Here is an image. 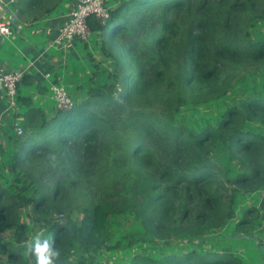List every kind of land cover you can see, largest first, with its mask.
<instances>
[{
    "label": "trees",
    "instance_id": "16d2710c",
    "mask_svg": "<svg viewBox=\"0 0 264 264\" xmlns=\"http://www.w3.org/2000/svg\"><path fill=\"white\" fill-rule=\"evenodd\" d=\"M60 1L24 0L20 13L32 7L40 16ZM105 5L107 21L90 17L91 37L80 39L84 62L69 87L72 108L58 107L53 97L35 104L21 90L24 76L18 84L15 112L24 115L18 120L25 132L17 135L14 119L7 148L0 143V164L17 188L0 182V232L14 228L18 241L31 238L34 264L37 236L58 250L54 264H85L74 257L76 247L112 251L143 236L161 251L133 250L100 264H247L233 242L264 218V193L240 208L264 191V92L247 94L246 87L206 125L189 126L180 114L185 105L224 98L241 66L264 61V0ZM72 191L94 193L82 220L47 217L45 234L30 237L22 209L62 211ZM114 216L137 220L139 236L111 242Z\"/></svg>",
    "mask_w": 264,
    "mask_h": 264
},
{
    "label": "crops",
    "instance_id": "0c3cea01",
    "mask_svg": "<svg viewBox=\"0 0 264 264\" xmlns=\"http://www.w3.org/2000/svg\"><path fill=\"white\" fill-rule=\"evenodd\" d=\"M78 0H61L43 15L31 7L26 13H20L24 0H2L0 2V23L12 24V33L0 35V68L6 70L21 69L24 71L21 90L33 98L35 104L44 106L52 99L51 86L54 79L68 87H74L75 79L80 71V63L84 62V46L79 38L68 39L62 45L53 44L66 25L69 14ZM21 4V5H20ZM15 15L14 25L12 17ZM26 31V32H25ZM17 33L21 36L17 38ZM30 35L36 36L35 40ZM24 40V42H20ZM72 61H74L72 63ZM78 63L75 67L72 65ZM50 73L46 77V73ZM8 100L2 84H0V128L2 122L12 114L13 109L6 110ZM17 112L19 105H17ZM15 111V110H14ZM12 112V113H11ZM21 119L24 115L18 116ZM19 119V118H18ZM264 191L254 193L240 204V208L255 198L258 202ZM29 240L18 241L14 228L0 232V264H34L30 255ZM238 253L247 264H260L264 261V218L256 221V226L249 235L236 236L233 242Z\"/></svg>",
    "mask_w": 264,
    "mask_h": 264
},
{
    "label": "rangeland",
    "instance_id": "374dc122",
    "mask_svg": "<svg viewBox=\"0 0 264 264\" xmlns=\"http://www.w3.org/2000/svg\"><path fill=\"white\" fill-rule=\"evenodd\" d=\"M259 30L262 33H264V25L261 26ZM16 35L17 38H20L21 36L19 33H17ZM30 38L32 40H35L36 36L30 35ZM20 42L22 43L24 42V40H20ZM234 78H235L233 79L234 86L231 87V89L224 98H221L215 102L202 104L197 107H191L185 105L180 114V118L184 122H186L189 126H193V127L206 125L209 122H216L219 119L220 113L224 110L225 106L227 105V102L231 101L232 97H235L236 101L239 102L238 100L241 97V95L246 94V93H242L244 89H246V87H249L250 89L247 92V94H254L253 92H255V90L264 92V61L257 63H250L241 66L237 70ZM66 87L71 95L70 97L74 102L73 94L71 93L67 85ZM14 119L16 120L18 119V115H16L15 111L9 116H7V118L2 122L0 128V143L7 142L5 133L10 132L12 130V129H8V127L10 125L12 127V122ZM6 148H7V143L5 144V149ZM12 150L13 147L11 144L10 153H12ZM0 155L2 162H4V158L2 155V145L0 146ZM218 157H220V159L224 161H228L227 156L224 153H220ZM12 175H13L12 173L10 174L8 172L7 166H3L2 164H0V182L8 190L15 193L17 191V188H13L12 186H10L11 179L14 178V176ZM43 182H46L47 184H51V180H44ZM27 193L33 195L34 190L30 188L27 191ZM93 194L94 193L90 194V193L72 191L69 194V199L67 201L64 200V208L62 211L54 210V208H52L48 214H43L39 211H36L32 205L25 206L22 209L21 220L25 224L30 237H33L36 234L38 235L45 234L46 230L42 228V222L47 217H50L51 219L54 220L80 222L84 216V209L90 203L91 195ZM109 230H110V235H112L111 242H114L116 239L119 238L122 239L124 234L132 235V233H136L135 236L138 237L140 233L138 221L130 216L110 217ZM159 244H160L159 242H156L153 239L143 236L141 241L137 240L130 245L124 242L123 247L121 249L114 248L112 251L107 249V251L103 250L99 252V251H95V249L85 250L82 247H76L74 257H76V259H79L81 257L85 264H100L101 260L102 263H104V261H106L107 259L109 261L114 257L120 259H122V257L125 258L127 257L129 252L133 250L147 252V253H159L161 251L157 247ZM176 249H178L177 246Z\"/></svg>",
    "mask_w": 264,
    "mask_h": 264
},
{
    "label": "built area",
    "instance_id": "2783aa9c",
    "mask_svg": "<svg viewBox=\"0 0 264 264\" xmlns=\"http://www.w3.org/2000/svg\"><path fill=\"white\" fill-rule=\"evenodd\" d=\"M105 2L106 0H78L69 14L66 25L62 28L59 36L53 41V44L62 45L68 39L74 37L88 40L92 34L89 18L94 17L102 24L109 18L110 12ZM12 27L11 23L1 22L0 35H10L12 33ZM50 75L49 72L46 73V77ZM23 76L24 71L21 69L6 70L0 68V84H2L8 100L7 111L17 107L16 95L18 84L22 81ZM51 90L53 92L52 97L57 101L58 107L62 109H70L73 107L74 102L64 85L53 84ZM13 123L17 135H23L25 130L20 121L17 119Z\"/></svg>",
    "mask_w": 264,
    "mask_h": 264
},
{
    "label": "clouds",
    "instance_id": "9594fccd",
    "mask_svg": "<svg viewBox=\"0 0 264 264\" xmlns=\"http://www.w3.org/2000/svg\"><path fill=\"white\" fill-rule=\"evenodd\" d=\"M34 252L36 255V264H54V257L59 255L58 250L51 247L49 240H43L39 236L34 239Z\"/></svg>",
    "mask_w": 264,
    "mask_h": 264
},
{
    "label": "water",
    "instance_id": "95a60500",
    "mask_svg": "<svg viewBox=\"0 0 264 264\" xmlns=\"http://www.w3.org/2000/svg\"><path fill=\"white\" fill-rule=\"evenodd\" d=\"M12 22H13L14 25L17 26V24H16V22H15V15H13V17H12ZM260 264H264V261H263L262 263H260Z\"/></svg>",
    "mask_w": 264,
    "mask_h": 264
}]
</instances>
